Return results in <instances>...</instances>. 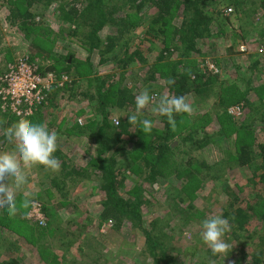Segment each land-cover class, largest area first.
I'll list each match as a JSON object with an SVG mask.
<instances>
[{
    "label": "trees",
    "instance_id": "1",
    "mask_svg": "<svg viewBox=\"0 0 264 264\" xmlns=\"http://www.w3.org/2000/svg\"><path fill=\"white\" fill-rule=\"evenodd\" d=\"M1 1L6 5L4 19L9 28L23 34L31 45L29 50L32 53L15 57L14 60L9 53L6 61L11 59L16 62L29 58L31 64L39 65L32 55L34 51L39 52L44 47L55 63L39 65L40 74L44 77L48 73H55L57 84L65 81V85H53L47 93L46 105L33 116L24 119L30 123H44L50 131L57 134L58 149L54 155L59 160L60 168L58 171L44 166L31 167L32 171L25 169V174L28 173L26 185L21 191H16L13 187L17 209L15 215H7L4 208L0 209V233L3 231L1 228H6L14 236H22L23 240L38 250L41 259L47 264H66L58 262L60 259L51 238L54 240L57 234H63L61 228L64 222L60 212L63 208L72 207L68 202L69 196L74 191H79L80 184L95 178L99 181L100 192L105 195L103 210L99 216L101 222L111 221L112 230L117 232H122L128 222L133 225L132 230H140L144 237V248L148 251L149 264H181L179 257L173 254V242L178 238L184 243L188 232L197 237L198 234L187 227L196 224L193 218L197 216L201 221L206 218V212L198 210L194 205L199 198L197 192L205 184L223 179L220 175L222 171L245 167L251 173L248 185L238 186L237 191L233 186L225 187L223 194L227 201L220 205L221 216L228 219L231 225V230L224 237L229 249L223 254H215L209 247L204 249L209 256L205 264H264V85L256 87L250 76L241 74L232 84L229 82L224 87L227 82L220 81V73H210L209 67L203 64L205 60L198 62L194 57L215 55V44L208 51L201 52L198 43L213 37L210 27L214 22L220 29L219 35H224L232 16L227 14L228 8L220 12L211 11L209 7L215 0H125L120 5L118 4L124 0H85L87 7L81 11L77 3L85 2L83 0ZM230 4L237 8L238 19L242 14L250 17L248 9L244 7L245 0H231ZM251 5L256 6L254 3ZM129 7L136 8L141 16L127 12ZM261 7L263 8L259 10L262 14L259 10L257 12L264 18V0ZM145 8H153L154 15L144 14ZM50 15L55 16L53 23L57 21L55 26L59 29V36L54 38H51L54 33L52 28L45 26ZM37 17L42 18L43 23H37ZM178 20L180 21L177 22ZM139 25L147 28V32L141 37L132 34ZM241 33L242 36L233 32L234 38L231 36L230 40H240L239 45L246 46L248 35L244 31ZM47 35L49 36L46 38ZM256 37L264 38V27L254 33L252 38ZM65 39L82 41L83 48L90 54L85 62L79 60L73 50H68L66 55L54 52L56 43ZM146 41L150 42V46L145 44ZM157 43L162 48L153 64L149 65L147 54L155 49ZM233 50V47L229 48L230 52ZM93 52L99 53V66L114 63L117 70L123 69L118 76L119 81H116L117 72L105 77L96 73L91 62ZM179 52V60L173 61V57ZM258 56L249 55V74H254L256 70L252 69L260 65ZM213 63L221 69V61ZM137 65L147 67L146 80H156L159 73L165 81V92L157 91L159 98L153 99L154 106L164 93L169 97L184 96L188 103H192L194 113L175 114V126L168 123L167 117L159 115L162 130H151L152 135L145 133L141 125L129 123L127 116L131 114L118 118L119 125L112 122L114 111L122 113L136 108V94L132 90L137 87L134 84L129 88L126 80L128 69ZM7 66L4 72H0V76L6 72ZM159 67L165 70L163 75L159 72ZM170 80L173 81L171 85ZM216 85L219 89L213 91ZM252 93L257 94L254 100L250 99ZM67 96L71 101H78L80 97L88 101L89 111L81 110L78 114L84 117L91 112L85 125L80 126L78 122H72L71 125L65 119L61 125L55 126L56 116L50 117L52 121H49L48 116L55 113ZM1 107L0 105L3 118L10 119L8 128L20 121L12 117L9 110L2 111ZM237 110L245 117L239 123L235 116ZM215 121L218 129L213 126ZM63 133L68 139L74 136L86 137L88 143L95 146L94 154L88 146L85 147L89 156L85 165H79L62 153L59 144L63 140ZM223 136L228 137L230 149L228 156L221 162L209 165L193 156L196 152L200 155L199 151ZM5 140L6 135L0 138V143ZM13 150L14 145L11 144L7 152ZM170 177L175 179L169 180ZM168 180L170 184L164 189L169 204L176 209L178 207L181 216L185 214L181 227L175 232L170 229V225L176 215L153 213L152 209L156 206L144 196L147 191L158 192L155 186L161 187ZM36 187L38 190L35 197L29 198ZM247 190L249 192L243 197L242 192L246 193ZM127 192L129 196L125 198ZM55 193H59L61 198L58 196V199H54ZM53 199L56 204L50 206ZM36 202L42 206L46 218L44 225L26 220ZM208 204V200L205 203L203 201L204 210L208 208ZM183 206L185 208L180 209ZM196 211L199 212L195 214ZM75 212L76 209L72 208L73 219L69 220L74 224L75 231L73 235L66 233L64 240L60 242L61 248L67 250L74 246V235L86 234L89 224L82 222V219L79 223ZM255 222L263 224L262 232L259 229L250 232L249 227ZM109 240V237H105L96 242L97 248H92V261H87L86 254H83L84 246L79 247L82 252L81 263L78 261L74 264H100L101 252L105 251ZM189 244L192 242H188ZM202 244L204 247L205 244ZM2 247L18 257L0 259V264H23L24 259L19 256L15 242L3 244ZM192 256L194 258L188 260L189 264H196L194 259L197 256ZM104 264L109 263L106 261ZM182 264H187V259Z\"/></svg>",
    "mask_w": 264,
    "mask_h": 264
},
{
    "label": "rangeland",
    "instance_id": "2",
    "mask_svg": "<svg viewBox=\"0 0 264 264\" xmlns=\"http://www.w3.org/2000/svg\"><path fill=\"white\" fill-rule=\"evenodd\" d=\"M85 1V0H83ZM117 1V0H116ZM231 0H215L213 2V5L209 7V9L213 12H220V10L223 11V9H232L234 13H229L231 16V20L229 21L230 24L228 26V30L224 33V35H219L218 31L220 30L217 26V24L214 22L211 25V30H212V35L213 37L210 39H206L203 41H199L198 43V49L203 51H208V49L211 48L213 44H215V55H195L194 57L197 59L198 62L204 61L203 64L213 65V61L219 62L221 61V69L216 66L220 71V81L224 82L226 81L227 84L224 85L227 86L229 85V82L232 84V81L234 82L236 79L241 77V74H247L250 76V78L255 82L256 87L263 86L264 85V38L256 37L252 38L254 36V33H257L264 27V18L262 17V11L259 10L262 4L263 0H245V8L248 9V14L249 16H246L245 14H242L240 18L238 19L236 17L237 13V8H235L233 5L230 4ZM86 2V1H85ZM78 2V8L81 10L85 9L87 7V2ZM125 0L120 4H124ZM252 3H254V7H252ZM117 5V6H118ZM136 5V4H135ZM234 7V8H233ZM257 8V9H256ZM256 9L255 12H253ZM130 14H141L137 12V9L134 8H128L127 9ZM252 10V11H251ZM261 12L259 14L257 11ZM6 5L2 3L0 0V72H4L6 69V66L8 64H14L12 62L14 58L22 55H31L30 53V46L25 37L23 36L22 33H19L18 30L9 28L7 22L5 21V14H6ZM51 12V11H49ZM144 14L148 15H154V9L153 8H145ZM211 13V12H210ZM215 14V13H214ZM226 14V13H225ZM247 14V15H248ZM264 14V12H263ZM213 14H211L212 16ZM217 19L219 17H216ZM46 20V19H45ZM55 20V16H48L47 17V25H45L48 28H52L53 32L51 35V38L59 36V29L57 26V21L53 23ZM178 20L177 22H179ZM37 23H43V19L40 17L36 18ZM176 22V23H177ZM254 23V25L252 24ZM52 26V27H51ZM256 30H254V29ZM254 30V31H252ZM247 33V42L248 45H239L240 40L234 41L233 39L230 40L231 36L234 38L233 32L236 34H239L242 36L241 32ZM147 32V28L144 25H139L134 32L132 31V34H135L137 37L143 36ZM49 35L46 36V38ZM148 46H150V42L146 41ZM159 45V46H158ZM233 47V51L230 52L229 48ZM162 48V45L157 43V46H155V49L147 54V58L149 60V65H152L155 59L157 58V55ZM40 49V48H38ZM244 49V51H243ZM44 50V47H43ZM42 49L39 52L34 51L32 56L35 57L39 65H50L54 64V59H51L50 53L45 49L43 51ZM68 50H73L77 54V58L83 62L89 57V52H87L83 46H82V41L78 40H70V39H65V40H59L56 43V46L54 47V52H57L58 54L61 55H66L68 53ZM43 53H40V52ZM241 52H246L245 54ZM12 54V59H8L7 54ZM180 53V52H179ZM177 53L173 57V61H177L180 58L181 53ZM207 53V52H204ZM249 55H259L258 60L260 62V65L254 66L256 72L253 74H249V62L250 58ZM99 60L100 56L98 52H93L91 54V62L93 65L94 70L96 73H98L100 76L105 77V76H110L114 75L116 72L117 74L116 81H119V75L122 73L123 69L117 70L115 68V64H108L104 66H99ZM224 64V65H223ZM216 65V64H215ZM224 66V68L222 67ZM129 72L127 74V80L126 84L128 85L129 88L132 87V85H136L137 89L132 90L136 95H139L144 89H148L150 94L153 96V99H158L159 96L157 95V91H164L165 92V81L163 78L160 76L159 73H157L156 80L154 81H148L146 80L147 78V67L143 66H131L129 69ZM159 72L163 75L165 70L162 67L158 68ZM168 70V69H167ZM246 80V79H244ZM248 82V81H247ZM146 83V84H145ZM246 86H248V83L244 81ZM83 84V83H82ZM86 85V84H85ZM219 89V86L213 87V91H217ZM136 90V92H135ZM215 93V92H214ZM165 95V93H164ZM257 97L256 93H252L250 95V99H253ZM158 102V101H157ZM190 102V101H189ZM154 101L152 102L143 110L144 111V117L147 118L152 122V130L161 129V121L159 119V114H155L152 112V108L154 107ZM157 104V103H156ZM192 107V112L191 114L194 113L192 103H189ZM152 106V107H150ZM81 110H86L89 111V103L86 100H83L82 97L78 101L74 100L71 101L68 99V96L66 97L65 101L61 102V105L59 104V108L56 109L55 113L53 115H49L48 119L50 120V117H55L56 116V122L54 123L55 126L59 125L60 123H63L66 119V122L68 124L72 125V122L75 124V122H78V120H82V124L78 122L80 126L85 125L84 123L90 118L92 115L91 112L86 113V115L79 116V111ZM136 111V108L129 109L128 111L125 112H113L112 114V122L114 120H117L118 118L120 119L121 117H125L128 114H134ZM254 114V113H252ZM235 116H237V122H242L245 117L241 112L238 110L235 113ZM243 116V117H242ZM118 119V120H119ZM247 119V115H246ZM0 138H3L6 135V130L8 129V123L9 120L8 118H3V115L0 112ZM246 121V120H245ZM61 125V124H60ZM63 125V124H62ZM66 125V124H64ZM63 125V126H64ZM140 125L137 123V126ZM213 126L218 129V124L217 121L213 122ZM136 126L133 127V131ZM261 128V127H258ZM66 133V132H65ZM150 135H152V131L149 132ZM63 140L62 142L60 141V149L63 154H66L70 159L76 161L79 165H85L86 162L88 161V153L85 151V147L88 146L91 150V153L94 151L95 146L91 145L88 143V140L86 137H77L74 136L72 139H68L66 134H61ZM11 143H9L7 140L4 142L2 141L0 143V153H4L9 151ZM230 149L229 146V139L226 136H223L221 139L214 140L208 147L203 149L202 151H199L200 155H197L198 152L194 153L193 156H196L200 161L204 160L206 161L209 165H214L219 162L225 156H228V151ZM94 154V152H93ZM197 159V160H198ZM32 168H29V171H32ZM28 173H26L27 175ZM220 175L223 177V179L211 181L207 184H205L201 190L197 192L199 195L198 199L195 201V206L198 210H201L203 212H206V218L215 216V215H221L222 214V208L220 205H224L227 201V197L224 196V188L227 186H233L236 188V191L238 189V186L247 184L248 185V179L251 178V173L250 170L247 168H237L235 170H225L220 173ZM174 177H170L172 179ZM175 179V178H174ZM173 179V180H174ZM169 180L167 183H164L162 189L158 185L155 186L156 193H151L150 191H147L144 193V196L147 200L151 201V203L156 206L154 209H152L154 206H152V212L157 214H160L162 212L163 216L171 213L174 216L176 215V218L172 221V225H170V229H173L174 232L178 231L179 228L181 227V222L183 218L185 217L184 215L181 216L180 214L181 211H178L179 208L171 206L169 203V199L167 198L165 194V189L168 184H170ZM219 181V182H218ZM98 179L88 181L86 183L80 184L78 187L79 191H74L71 196L68 198L69 204L72 206L71 208H63V210L60 212V216L63 220L62 228L63 234L59 233L57 234L56 239H52L51 241L53 242L52 245L54 246V249L56 251V255L60 260L58 262L61 263H66V264H74L76 262L81 263V254L82 252L79 251V247L84 246V251L83 254H86V259L91 260L93 250L97 248V241L102 240V238L109 237V241L107 242L108 244L105 246V251L101 252V262L100 264H104L106 261L109 264H149L150 259L148 256V251L144 248V237L143 233L138 230L134 231L132 230V224L127 223L125 224V229L122 232H117L115 230H112V222L111 221H105L101 222V219L99 218L103 207H102V202L105 199L104 193L100 192L99 188V183ZM222 182V183H221ZM214 184V185H213ZM224 184V185H222ZM84 185L85 187L81 186ZM128 186V185H127ZM125 188V187H124ZM128 188V187H127ZM37 187L35 188V191L33 190L31 194L29 195V198L35 197V194L37 193ZM75 190V189H74ZM124 190V189H123ZM128 191V190H126ZM249 190H247L246 193L242 192V196H246ZM244 193V194H243ZM54 199H58L59 193H55L53 195ZM125 198H127L128 192L124 195ZM59 198H61L59 196ZM53 199V203L49 204L50 206L52 204H56V202ZM206 200L209 201L208 208L204 210L203 208V201L204 203ZM44 204V203H43ZM219 204V205H218ZM56 206V205H54ZM185 206V205H184ZM180 207L185 208V207ZM187 206V204H186ZM145 207V206H144ZM72 208L76 209L75 216L76 219L82 222L89 223L88 227L86 229V234L78 235L75 234L74 238H72L74 242L73 248L70 247V249H64L61 248L60 242L61 240H64L63 237L65 236L66 233L69 235H73L75 231L74 224L69 221L72 218ZM146 208V207H145ZM148 209V208H146ZM0 209H3L2 206H0ZM163 209V210H162ZM155 211V212H154ZM173 211V212H172ZM199 211H196L195 214H197ZM194 213V212H193ZM161 214V215H162ZM168 216V215H167ZM198 217V216H197ZM193 218L196 224H193L189 227L193 232L197 233L198 236L194 237L192 236V232H188L187 239L183 241L175 240L173 242V254L176 257H179V261L182 264L183 260L187 259V264H189V261L191 258H194L192 254L197 256L194 260H196V264H205L207 263L206 261L209 259V256L206 254L204 249H207V245L202 246V240L200 237V232H201V220L199 218ZM26 220H28V215L26 217ZM32 223V222H30ZM197 225V226H196ZM262 225L259 222L253 223L249 228L250 232L255 229H259L262 232ZM196 226V227H194ZM200 226V227H199ZM108 227V228H106ZM165 227V225H163ZM193 227V228H192ZM3 231L0 233V259L4 260L7 258H16L18 257L17 255H11V252L4 250L2 247L3 244H9L11 242H15L18 247L19 251V256L23 257V264H47L44 260L41 259L40 254L38 250L28 244L22 236H14L11 232L7 231L6 228H1ZM136 229V228H135ZM101 230V231H100ZM187 230V229H186ZM181 233V232H180ZM188 242H192V244L188 245ZM86 243V244H85ZM5 247V246H4ZM187 247H190L187 250ZM202 247V248H201ZM182 251H185L184 253ZM71 252V253H70ZM201 256V257H199ZM94 260H95V256ZM48 258V257H47ZM201 258V259H198ZM92 261V260H91ZM60 264V263H59Z\"/></svg>",
    "mask_w": 264,
    "mask_h": 264
},
{
    "label": "clouds",
    "instance_id": "3",
    "mask_svg": "<svg viewBox=\"0 0 264 264\" xmlns=\"http://www.w3.org/2000/svg\"><path fill=\"white\" fill-rule=\"evenodd\" d=\"M172 83L173 81L170 80L169 84ZM152 100L153 96L149 90L144 89L135 96V113L127 116L129 123L133 125L139 123L145 133L150 132L153 125L149 119L143 118V110ZM152 112L167 117L168 123L175 126V114H191L192 107L184 96L162 95L159 103L152 108ZM6 138L14 145V150L10 153H0V197H2L0 206L7 215L11 216L17 211L13 187L16 191L24 188L27 183L25 169L44 166L58 171L60 163L54 155L58 149V136L44 123L20 120L6 130ZM230 230L229 220L221 215H215L202 220L200 237L213 253L223 254L229 249L224 237Z\"/></svg>",
    "mask_w": 264,
    "mask_h": 264
},
{
    "label": "built area",
    "instance_id": "4",
    "mask_svg": "<svg viewBox=\"0 0 264 264\" xmlns=\"http://www.w3.org/2000/svg\"><path fill=\"white\" fill-rule=\"evenodd\" d=\"M232 11V9L227 10V14ZM208 67L210 73L219 74L220 71L215 64ZM53 85L63 87L65 81L57 84L55 73H48L43 77L39 72L38 64H31L29 58L19 59L9 65L6 72L0 76L1 109L9 110L10 115L16 119H27L46 105L47 93ZM79 123L82 124V120H79ZM114 123L119 125L117 120H114ZM45 219L42 206L37 202L33 203L28 213L29 222L44 225Z\"/></svg>",
    "mask_w": 264,
    "mask_h": 264
}]
</instances>
